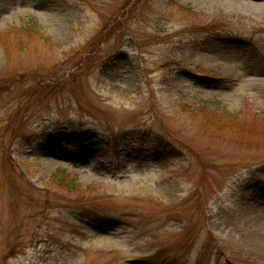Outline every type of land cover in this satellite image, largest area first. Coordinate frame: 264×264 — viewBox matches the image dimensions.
I'll return each mask as SVG.
<instances>
[{
    "label": "rangeland",
    "instance_id": "rangeland-1",
    "mask_svg": "<svg viewBox=\"0 0 264 264\" xmlns=\"http://www.w3.org/2000/svg\"><path fill=\"white\" fill-rule=\"evenodd\" d=\"M262 5L0 0V264H264Z\"/></svg>",
    "mask_w": 264,
    "mask_h": 264
},
{
    "label": "trees",
    "instance_id": "trees-1",
    "mask_svg": "<svg viewBox=\"0 0 264 264\" xmlns=\"http://www.w3.org/2000/svg\"><path fill=\"white\" fill-rule=\"evenodd\" d=\"M29 22H31V23H27V25H24L23 32L27 33V34H31V35L36 34L35 33L36 30L32 31L35 28L37 29L36 25L32 24V23H34L33 19H30ZM30 27H33V29H31ZM110 30L111 29H109L108 33L110 32ZM53 47H54V45H51L50 42L47 41V48H53ZM69 176H70L69 173L62 171L60 174L54 175L53 178H55L56 181L51 180V182H53V184L56 187H59L61 189H65L68 192H74L75 189H73V188H75V186H76V180H75V178L71 179Z\"/></svg>",
    "mask_w": 264,
    "mask_h": 264
},
{
    "label": "bare ground",
    "instance_id": "bare-ground-1",
    "mask_svg": "<svg viewBox=\"0 0 264 264\" xmlns=\"http://www.w3.org/2000/svg\"><path fill=\"white\" fill-rule=\"evenodd\" d=\"M259 8H264V5L259 6ZM257 75H264V66L260 69H257Z\"/></svg>",
    "mask_w": 264,
    "mask_h": 264
}]
</instances>
